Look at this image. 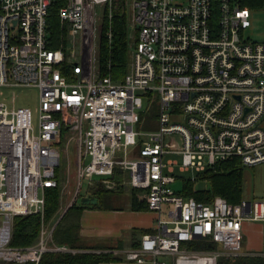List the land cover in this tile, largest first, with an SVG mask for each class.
<instances>
[{"label": "built area", "instance_id": "2783aa9c", "mask_svg": "<svg viewBox=\"0 0 264 264\" xmlns=\"http://www.w3.org/2000/svg\"><path fill=\"white\" fill-rule=\"evenodd\" d=\"M112 2L0 0V264L79 252L53 242L56 224H42L31 246L10 245L13 219L43 218L45 190L59 189L61 151L73 159L75 184L58 220L84 186H127L156 215L154 233L114 255L134 264H199V253L186 247L202 241L216 250L200 256L234 260L243 254V225L264 223V193L238 205L185 199L171 188L177 162L164 158L179 155V171L197 174L233 159L242 168L264 164V38L245 36L251 13L264 14V0H129L135 40L120 81L92 69L102 19L96 8L108 7L110 19ZM15 88L37 91L36 125L30 109L8 100L5 91ZM153 103L156 130L137 132Z\"/></svg>", "mask_w": 264, "mask_h": 264}, {"label": "trees", "instance_id": "16d2710c", "mask_svg": "<svg viewBox=\"0 0 264 264\" xmlns=\"http://www.w3.org/2000/svg\"><path fill=\"white\" fill-rule=\"evenodd\" d=\"M126 0H113L111 5V18L108 19V8L104 7V13L97 28L96 42V70L100 77L109 76L113 81H120L128 72V52L130 31L127 26ZM48 23L54 35L57 34V10L52 8ZM111 33V40H107V34ZM57 45V43L55 44ZM54 48L56 46H53ZM152 105H155L153 103ZM151 105V106H152ZM62 129V134H64ZM243 168L238 159L221 164L214 171L207 170L198 174L199 178L208 182L207 190L193 191L191 181H183L180 194L185 198H193L199 203L209 204L215 197L223 198L227 203L238 205L243 200ZM96 189V190H95ZM89 192L94 195L98 204L95 208L101 207L99 195L113 193L95 188ZM132 211L147 210L144 203H138L132 196ZM87 206L72 205L55 225L52 240L56 245L66 246L74 250H90L81 243L79 237L80 218L82 211ZM58 189L45 190V204L43 218L39 215L25 217H15L12 225L11 243L12 247L23 248L36 243L39 237L42 224L53 225L60 211ZM188 248L193 250L214 249V246L194 241L188 244ZM263 254H264V234H263ZM124 258L114 256L110 253L78 252L71 253H48L43 256L39 264H104L119 263ZM225 264H264V257H237L234 260L224 259Z\"/></svg>", "mask_w": 264, "mask_h": 264}, {"label": "rangeland", "instance_id": "374dc122", "mask_svg": "<svg viewBox=\"0 0 264 264\" xmlns=\"http://www.w3.org/2000/svg\"><path fill=\"white\" fill-rule=\"evenodd\" d=\"M126 9H127V15H128V23H130L131 19V13H130V7H129V0H126ZM106 7V6H105ZM108 8V7H107ZM104 7H97L96 8V13L98 14V17L103 16L104 13ZM251 24L252 27L248 29L245 33L246 37H249L252 40H261L264 38V14L261 11H256L251 13ZM134 34V33H133ZM135 40V39H134ZM134 40L130 43L129 46V52H128V57L130 54V51L132 47L134 46ZM96 41V40H95ZM65 52L67 54H71L72 52V42L70 39L65 42ZM75 63H80V36L77 35L76 40H75ZM92 61H93V73H95V67H96V53H95V48L93 49L92 52ZM5 94L8 98L9 101L14 99V106L16 108H28L32 112V120L33 124L36 125L37 122V108H38V94L37 91L34 89H8L5 91ZM156 114H157V107L156 105H152L144 111L139 119V123L135 126V130L139 133H147V132H152L155 131L157 126H156ZM65 136V135H64ZM62 136L61 141L62 143L59 144V147L62 148V144L65 142V137ZM165 161H172V162H177V165L175 166L174 170V175L177 177V180L175 183L171 185L172 190L174 191H181L182 189V184L183 181H191L193 189L195 191L197 190H207L209 188V184L206 180L199 178L198 174L193 172V171H188L181 173L179 171V165L181 164V157L179 155H173L169 154L166 155L164 158ZM88 162V160H86ZM61 171L60 173V187L58 189L59 191V203H60V211L58 212L59 215L57 216V219L55 224L58 223V218L61 214V209H64V207L67 205L69 200L72 198V192L74 189V184H75V168H74V163L73 159L69 158L67 159L63 151H61V159H60V165L59 169ZM242 177H243V199L246 201L252 202L255 199H258L262 197L263 190H264V164L256 166L254 168H243L242 172ZM69 180V182H67ZM122 181V178L120 179ZM96 188V187H95ZM93 188L92 190H94ZM101 189V188H100ZM123 189L126 192L124 195H127L130 191L127 186H122L118 190ZM96 190V189H95ZM104 190V189H102ZM117 190V191H118ZM105 191V190H104ZM117 191H109V192H117ZM88 193L85 189V186L82 188V191L80 193V197L76 200V205H80L82 197H85ZM111 195L110 193H104L99 195L100 200L104 198V196ZM91 197H96L98 194L92 195L90 193ZM103 207L105 205L114 207V208H124L126 207L127 204H113V203H105L101 204ZM95 208V207H94ZM148 210V209H147ZM165 214H163V218H165ZM263 225V224H262ZM243 245H244V237H243ZM134 247L131 248H126L125 250H134ZM216 250V247H214ZM187 251H192L193 249L186 247ZM210 249H205V250H193L198 254V258L200 260L199 264H225L224 263V257H220L218 259L214 260H209L206 254H203L201 252H205ZM117 251H124L122 250H117ZM114 255V254H113ZM204 255V256H200ZM117 256V255H114ZM123 258L122 256H119ZM241 257V256H240ZM256 257V256H252ZM123 261H125L123 259ZM121 261V262H123Z\"/></svg>", "mask_w": 264, "mask_h": 264}, {"label": "crops", "instance_id": "0c3cea01", "mask_svg": "<svg viewBox=\"0 0 264 264\" xmlns=\"http://www.w3.org/2000/svg\"><path fill=\"white\" fill-rule=\"evenodd\" d=\"M193 191L196 192L194 189ZM125 192V190L120 189L117 192L110 193L111 195L104 196L100 203L127 204L125 209L114 208L107 205L104 207L101 205L100 208H94V205H87L82 211L79 237L81 243L90 250L76 251L112 253L113 251L125 250L126 248L131 247L137 248L142 236L154 233L156 215L148 210L132 211L130 208L133 200L132 196H134L138 203H144V201L138 198L132 190H130L127 195H124ZM175 192L180 193L179 191ZM86 194L87 195L82 197V199L94 198L90 196L89 191ZM96 204H98V202ZM78 206L82 205L80 204ZM263 234L264 223L262 222L246 223L243 225L244 245L241 257H264L262 252ZM104 264L134 263L123 261L119 263Z\"/></svg>", "mask_w": 264, "mask_h": 264}, {"label": "water", "instance_id": "95a60500", "mask_svg": "<svg viewBox=\"0 0 264 264\" xmlns=\"http://www.w3.org/2000/svg\"><path fill=\"white\" fill-rule=\"evenodd\" d=\"M97 200L95 198H85L81 200V205L82 206H87V205H96ZM249 206V204H247Z\"/></svg>", "mask_w": 264, "mask_h": 264}]
</instances>
